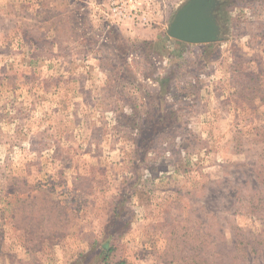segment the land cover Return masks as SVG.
<instances>
[{
  "label": "rangeland",
  "instance_id": "obj_1",
  "mask_svg": "<svg viewBox=\"0 0 264 264\" xmlns=\"http://www.w3.org/2000/svg\"><path fill=\"white\" fill-rule=\"evenodd\" d=\"M186 1L143 0L140 24L111 0H0V264H70L123 195L133 219L117 256L129 264H202L199 238L210 254L218 233L264 228L251 209L264 205V0H218L222 39L195 47L208 69L196 90L177 88V122L139 156L138 125L156 109L140 94L170 56L133 48L178 47L167 27Z\"/></svg>",
  "mask_w": 264,
  "mask_h": 264
},
{
  "label": "trees",
  "instance_id": "obj_2",
  "mask_svg": "<svg viewBox=\"0 0 264 264\" xmlns=\"http://www.w3.org/2000/svg\"><path fill=\"white\" fill-rule=\"evenodd\" d=\"M106 27L109 28L106 31L107 40L112 39L113 36H115L116 39L119 37L115 34L110 24H106ZM126 42L129 43L128 40ZM174 42L178 47L172 50L167 48L166 38L163 37H157L154 40L139 41L137 43L140 45L137 49L135 48V50L133 48V56L140 58L154 59V57H156L154 54L158 53H168L170 56V62L167 68L162 72H157L155 76H152L153 80L158 84V88L153 91L143 90L142 94L139 93L141 95L140 98H145V101L153 106V108L156 107L155 113L149 111L137 128L139 133L137 143L141 147V151L139 152L141 159H143L149 151H155L157 149V143L155 142H157L160 137L167 136V131L177 122L176 117L178 110L175 109L173 113V110L168 109L170 103H177V101L175 100L174 102L173 99L176 94L180 96V92L176 93L177 88L179 86L187 89L193 87L192 89L196 90L200 83L201 76L203 75L202 72H206V69H208L207 66L202 64L200 67H196L202 57L203 60H205L204 53L202 54V51L196 50L195 47H197V45L177 40H174ZM204 46L208 47L210 50V48L212 49L216 46V43L204 44ZM118 50V58L124 62V52L127 50L126 46L121 45ZM145 74L142 75L146 77ZM152 78L148 76V79L152 80ZM137 79L138 78L133 82V85H135V90H133L135 93L134 97L136 98H138V93L135 91L139 92L144 89V86L139 84V79ZM140 87L142 89H140ZM181 95L182 97L184 96V94ZM178 102H180V100H178ZM179 110H182L180 106ZM170 116H174L172 122L170 121ZM117 200L118 201L111 203V210L107 213L108 217L106 223L101 228L100 235L97 236L93 234L95 235V239L89 251L81 252L70 264H129L127 260L119 258L117 252L119 249L118 243L122 240L125 232L127 233L130 231L129 222L131 223L133 218L127 217L129 214V210L126 208L128 205L127 196L123 195ZM253 203L254 205L251 209L254 214L259 215L260 213H264L262 212L264 205L260 204L261 200ZM49 204L51 205V202ZM50 208L57 209L56 206L52 205ZM65 213H67L65 207H60L59 210L57 209L56 211V216L58 215L57 218L63 217ZM173 235H175V231ZM208 242L209 238L206 237H201L197 240L198 245H200V249H198L200 252L196 253V255L201 257L203 251H205V253L208 254V259L210 258L209 261L202 264H264V228L256 235L250 229L247 230L240 226H233L230 238H226L223 234L218 233L217 240L210 243L213 246V248L210 249V254L206 249ZM95 248H97V250ZM194 251L197 252V250ZM260 260H262V262H259Z\"/></svg>",
  "mask_w": 264,
  "mask_h": 264
},
{
  "label": "water",
  "instance_id": "obj_3",
  "mask_svg": "<svg viewBox=\"0 0 264 264\" xmlns=\"http://www.w3.org/2000/svg\"><path fill=\"white\" fill-rule=\"evenodd\" d=\"M217 0H187L167 27V35L193 45L219 42L221 26L216 16Z\"/></svg>",
  "mask_w": 264,
  "mask_h": 264
},
{
  "label": "built area",
  "instance_id": "obj_4",
  "mask_svg": "<svg viewBox=\"0 0 264 264\" xmlns=\"http://www.w3.org/2000/svg\"><path fill=\"white\" fill-rule=\"evenodd\" d=\"M143 0H111L109 10L110 13L119 19V21H132L142 24H148V18L144 14L141 16L142 10L140 4Z\"/></svg>",
  "mask_w": 264,
  "mask_h": 264
},
{
  "label": "flooded vegetation",
  "instance_id": "obj_5",
  "mask_svg": "<svg viewBox=\"0 0 264 264\" xmlns=\"http://www.w3.org/2000/svg\"><path fill=\"white\" fill-rule=\"evenodd\" d=\"M218 1V0H217Z\"/></svg>",
  "mask_w": 264,
  "mask_h": 264
}]
</instances>
